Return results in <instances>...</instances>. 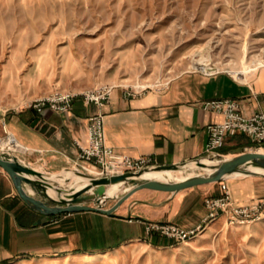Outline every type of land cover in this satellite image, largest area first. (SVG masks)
I'll return each mask as SVG.
<instances>
[{"label":"rangeland","instance_id":"obj_1","mask_svg":"<svg viewBox=\"0 0 264 264\" xmlns=\"http://www.w3.org/2000/svg\"><path fill=\"white\" fill-rule=\"evenodd\" d=\"M261 67L264 0H0V148L9 137L2 115L25 110L53 91L161 90L187 73H225L244 81ZM237 139L246 146L235 154L264 153V144L252 148L248 137ZM236 179L264 184L238 176L223 182L222 193ZM257 189L259 196L242 204L228 190L230 208L256 209L242 223L227 209L190 240L135 243L86 261L44 264H264V186ZM146 192L151 199L166 196ZM202 220L191 227L155 223L191 229Z\"/></svg>","mask_w":264,"mask_h":264},{"label":"crops","instance_id":"obj_2","mask_svg":"<svg viewBox=\"0 0 264 264\" xmlns=\"http://www.w3.org/2000/svg\"><path fill=\"white\" fill-rule=\"evenodd\" d=\"M214 99L238 100L247 115L262 110L264 67L244 81L225 73H187L161 90L142 91L131 97L125 95L124 89L114 87L101 109L78 99L67 114L49 110L37 114L25 109L2 115L9 135L4 150L50 175L65 169L76 170L75 142L85 144L88 118L100 112L104 117L106 144L117 154L150 160V164L157 166L181 164L205 156L206 126L220 122L222 117L202 110L200 103ZM241 136L228 137L220 154L245 148L237 139ZM10 138L22 150L10 149L7 144ZM80 172L100 176L93 171ZM222 185L223 182L202 185L174 195L165 193L160 199L146 197L149 190H139L110 216L96 212L48 216L29 208L0 168V264H44L57 259L86 261L87 257L121 251L135 243L165 244L167 239L147 235L143 223L194 226L206 214L204 200L219 197ZM226 185L237 204L257 198L260 190L257 187L264 186L252 179L231 180ZM114 204L108 203L105 210Z\"/></svg>","mask_w":264,"mask_h":264},{"label":"water","instance_id":"obj_3","mask_svg":"<svg viewBox=\"0 0 264 264\" xmlns=\"http://www.w3.org/2000/svg\"><path fill=\"white\" fill-rule=\"evenodd\" d=\"M214 159L215 164L207 166L202 163ZM0 168L10 178L19 198L40 214L55 216L96 212L110 216L130 195L139 190L174 195L193 187L221 183L238 176L264 179V153L241 152L229 158L222 155L202 156L181 164L148 165L122 174L89 176L72 169H65L55 175L40 172L21 162L12 153L0 149ZM204 168L210 172L204 174L201 170ZM184 169H197L202 173L180 182L143 178L146 173ZM112 201L115 202L113 208L105 210L107 203Z\"/></svg>","mask_w":264,"mask_h":264},{"label":"built area","instance_id":"obj_4","mask_svg":"<svg viewBox=\"0 0 264 264\" xmlns=\"http://www.w3.org/2000/svg\"><path fill=\"white\" fill-rule=\"evenodd\" d=\"M113 89V86H102L80 93L57 90L33 100L27 109L37 114H41L45 110L57 114H67L72 110L74 102L78 99L84 104H91L101 109L110 99ZM138 93L140 92L125 89V95L129 97ZM200 108L222 117L220 122L206 126V156H219L226 139L236 135L248 137L252 142V148H258L264 144V108L247 115L242 111L240 101L234 99L204 101L200 103ZM103 122L104 117L100 112L88 118L85 144L75 142L78 148L77 158L74 162L76 170L93 171L97 175H111L136 171L150 164V160L132 159L126 155L117 154L108 146L105 140ZM3 131L7 134L5 125H3ZM222 189L223 193L219 198L204 201L208 214L198 226L184 229L170 223L148 222L143 223L145 233L183 242L201 234L209 222L215 220L220 212L227 211V209L233 217H236L234 219L236 223L248 220L252 216L250 214H253L256 209L246 207L230 208L229 192L225 186Z\"/></svg>","mask_w":264,"mask_h":264},{"label":"bare ground","instance_id":"obj_5","mask_svg":"<svg viewBox=\"0 0 264 264\" xmlns=\"http://www.w3.org/2000/svg\"><path fill=\"white\" fill-rule=\"evenodd\" d=\"M7 144H8V147L10 149L13 148V149L22 150V148H20L18 145H16L14 143V140L12 138L9 139V141L7 142ZM2 150H4V149H2ZM10 151H12V150H10ZM254 152H256V153H263V151L261 149H257ZM225 158H229V157H225ZM202 163H204L207 166H209L210 164H215L216 163V159H214L213 161L204 160V161H202ZM201 170L204 172V174H207V173L210 172L207 168H204V169H201ZM191 176H193V175L190 174V173H188L187 169H184V170H179V171H176V172H163V173L162 172L161 173H159V172H152V173H146V174L143 175V178L157 180V181H161V182H165V181L180 182L182 180H185L187 178H190Z\"/></svg>","mask_w":264,"mask_h":264}]
</instances>
